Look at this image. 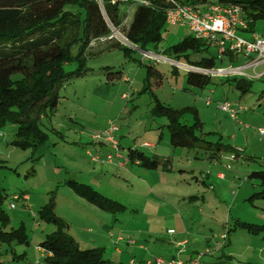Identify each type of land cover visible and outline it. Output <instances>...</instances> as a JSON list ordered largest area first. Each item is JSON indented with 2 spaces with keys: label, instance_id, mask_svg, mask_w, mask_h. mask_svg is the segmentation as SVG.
I'll return each instance as SVG.
<instances>
[{
  "label": "rangeland",
  "instance_id": "rangeland-1",
  "mask_svg": "<svg viewBox=\"0 0 264 264\" xmlns=\"http://www.w3.org/2000/svg\"><path fill=\"white\" fill-rule=\"evenodd\" d=\"M135 9L132 6L130 20ZM257 29L264 38V24ZM75 35L71 30L61 44H69ZM190 35L188 25H166L159 46L146 51L160 59L144 58V51L131 48L118 32L112 43L94 41L91 46L96 48L89 49L83 73H75L78 63L67 64L72 75L42 111L39 127L48 135L43 146L15 147L18 123L3 126L0 160L7 167L0 169V181L8 193L3 209L9 223L0 224V229L25 225L31 241L29 246L0 245V264H45L38 246L56 227L43 220L40 211L52 203L79 248L103 249L106 264H147L154 257L176 253V240H186L183 249L197 254L223 248L219 258L224 251L244 252L247 241H252L258 247L252 254L257 255L262 235L248 234L239 222L264 226V199L256 197L260 184L249 178L264 170V77L253 78L252 89L243 95L216 77L204 88L189 85L188 69L177 64L186 60L168 58L164 50ZM117 43L132 50L130 58ZM211 55L221 58L215 44L208 53L190 58ZM246 62L241 58L235 66ZM149 67L160 70L161 82L146 81ZM262 71L258 66L257 72ZM118 72L123 78H109ZM246 72L252 74L253 69ZM158 100L170 108L190 106L198 111L202 129L193 149L170 145L169 120L155 114ZM223 103L241 108L237 121L218 108ZM182 122L193 125L195 115L186 113ZM111 124L118 127L114 133L118 152L104 136ZM130 150L168 161L171 170L154 171L130 162ZM70 180L91 186L125 208L111 213L98 208L77 195ZM170 229L175 231L172 237ZM24 252L25 258L18 257ZM257 263L255 258L248 264ZM259 263L264 264V256Z\"/></svg>",
  "mask_w": 264,
  "mask_h": 264
},
{
  "label": "trees",
  "instance_id": "trees-1",
  "mask_svg": "<svg viewBox=\"0 0 264 264\" xmlns=\"http://www.w3.org/2000/svg\"><path fill=\"white\" fill-rule=\"evenodd\" d=\"M210 1L0 0V130L7 123L17 122L19 126L13 146L22 150L43 146L48 141V135L40 129L38 120L44 107L51 101L54 102V93L72 75L73 72L69 73L65 69L67 64L78 63L79 67L75 73L81 75L86 66V55L91 54L89 49L96 48L91 44L94 41L101 42L99 45L112 43L115 32H118L131 48L150 51V47H157L162 41V30L167 25L168 10L181 6H203ZM216 3L224 6L236 5L242 9L248 28L242 30L241 35L247 38L258 34L259 24H264V0H217ZM132 6L136 9L130 20ZM71 30L76 31L75 39L69 44H61ZM117 45L126 53V57H131L130 48L119 43ZM212 45L213 43L208 40L190 35L179 44L164 50V56L168 58L174 56L177 61L184 58L186 62L183 63L188 69V84L204 88L213 79L208 71L223 68L224 66H220L223 63L230 66L239 61V57L229 52L220 54L221 58L218 55L190 58L191 54L208 53ZM162 77L160 70L149 67L146 81L156 78L161 82ZM109 78H123V73H115ZM221 79H226L227 83L234 86L242 95L250 92L253 86V80L246 78ZM186 113L195 115L193 125L182 122ZM155 114L168 118L169 142L172 147L193 149L200 141L197 132L202 129V122L195 108L190 106L183 109L170 108L158 100ZM129 161L149 170L165 172L171 170L168 161L154 159L140 150H130ZM4 167H7L6 164L0 160V169ZM249 178L259 182L261 190L256 197L264 199V170L252 172ZM68 184L77 195L102 210L111 213L118 207L125 208L89 185L75 180H70ZM7 197L8 193L0 181L2 227L9 223V216L3 209ZM15 199H19V196ZM24 200L29 201L27 194L24 195ZM40 214L43 220L56 227V231L38 246L47 254L45 264H106L103 249L79 248L68 232V224L56 216L54 203L46 204ZM239 224L248 234L262 235L264 240V226L247 222ZM30 241L25 225L11 231L0 229L1 246H29ZM18 257L25 258L26 252L19 254Z\"/></svg>",
  "mask_w": 264,
  "mask_h": 264
},
{
  "label": "built area",
  "instance_id": "built-area-1",
  "mask_svg": "<svg viewBox=\"0 0 264 264\" xmlns=\"http://www.w3.org/2000/svg\"><path fill=\"white\" fill-rule=\"evenodd\" d=\"M166 24L171 26L188 25L192 35L215 44L220 54L229 52L239 57V60L241 58L247 60L243 66L237 67L235 64L208 71L211 76L216 78L242 77L249 80L264 77V38L258 34L251 38L241 35V31L247 30L248 26L244 19L243 11L239 6H224L211 0L203 6L175 7L166 12ZM143 56L144 58H161L145 51ZM170 62L176 63L174 61ZM177 64L180 66L179 63ZM260 65L263 66V71L259 74L257 67ZM250 68L253 69L252 74L246 72ZM208 102H210V99ZM218 108L229 113L235 121H237L238 114L241 111V108L234 107L230 103H223ZM116 131H118V127L111 124L110 128L104 132V136L106 140L114 145L115 150L118 152L119 147L114 136ZM261 132L264 133V128ZM109 158L111 159L112 156H109ZM221 176L223 177V175ZM174 233V230L168 232L171 235ZM119 240L121 241L122 239L119 238ZM129 244H134V241H129ZM209 254L210 251H207L206 254H198L189 261H183L178 257L170 259L154 258L148 261L147 264H218L205 260V257Z\"/></svg>",
  "mask_w": 264,
  "mask_h": 264
},
{
  "label": "crops",
  "instance_id": "crops-1",
  "mask_svg": "<svg viewBox=\"0 0 264 264\" xmlns=\"http://www.w3.org/2000/svg\"><path fill=\"white\" fill-rule=\"evenodd\" d=\"M148 147H153V146L149 145ZM152 155L154 156L155 154L152 153ZM240 222H242V221H240ZM170 230H172V229H170ZM168 235H170L172 237V236L175 235V233L172 234V235L171 234H168ZM247 242L248 243H247V245L245 247L244 252L238 253L237 255L235 253H232V252L227 254L224 251L221 254V257L219 258L218 254H219L220 251L222 252V250H223V248H221V250H219V249L216 250V251H212L211 250L210 254L207 255L206 257H208L209 260H212L213 263H218V264H248L249 262H254L255 258H256L258 260L257 264H260L259 262H261V260L263 259V256H264V246H263L264 240L261 238L262 246L260 245V248H259L260 251L257 253V255L252 254V250H254V249L258 248V247H256L252 241H247ZM174 244H176V248L178 250L176 253H174L173 255H160L158 257L164 258V259H170V258L178 257V258H180L183 261H189L191 258H193L196 255H198L197 253L199 251L189 252L186 249H183L185 247V245L187 244L186 240H181V241L180 240H176L174 242ZM38 250H40L43 253V255H45V258H46L47 254L43 250H41V248H38ZM235 256H237L238 259H236ZM206 257H205V260L209 261V260L206 259ZM154 258H157V257H154Z\"/></svg>",
  "mask_w": 264,
  "mask_h": 264
},
{
  "label": "bare ground",
  "instance_id": "bare-ground-1",
  "mask_svg": "<svg viewBox=\"0 0 264 264\" xmlns=\"http://www.w3.org/2000/svg\"><path fill=\"white\" fill-rule=\"evenodd\" d=\"M180 65H182V66H184L185 68H187V65H184V64H180Z\"/></svg>",
  "mask_w": 264,
  "mask_h": 264
}]
</instances>
